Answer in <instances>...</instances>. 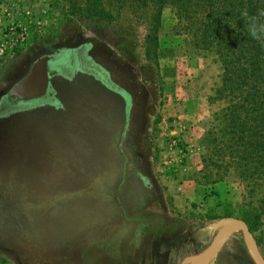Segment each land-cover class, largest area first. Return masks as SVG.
<instances>
[{
    "label": "rangeland",
    "instance_id": "374dc122",
    "mask_svg": "<svg viewBox=\"0 0 264 264\" xmlns=\"http://www.w3.org/2000/svg\"><path fill=\"white\" fill-rule=\"evenodd\" d=\"M102 5L111 19L100 23L67 17L62 0H0V43L8 46L13 28L25 36L0 53V95L39 54L88 44L128 96L123 134L125 102L116 96L103 99L97 121L84 129L79 114L68 121L73 109L67 119L45 107L0 121V128L28 121L9 135L11 155L0 156V264H179L229 218L247 220L264 260V156L228 147L225 101L214 93L217 58L192 46L168 7L152 43L142 0ZM54 83L62 100L66 87ZM84 156L97 158L71 174L75 184L47 185L62 174L58 167L69 175ZM207 264H253L241 232Z\"/></svg>",
    "mask_w": 264,
    "mask_h": 264
},
{
    "label": "trees",
    "instance_id": "16d2710c",
    "mask_svg": "<svg viewBox=\"0 0 264 264\" xmlns=\"http://www.w3.org/2000/svg\"><path fill=\"white\" fill-rule=\"evenodd\" d=\"M62 1L67 17H85L100 23L111 19V12L104 10L103 0ZM142 2L151 12V30L147 41L156 42L155 30L159 23L160 11L168 7L174 14L176 22L188 35L192 46L211 52L217 58L220 65V81L214 93L218 99L225 101L221 115L230 140L228 147L232 151L245 150L243 156H264V44L251 39L240 21L242 11L255 13L258 9L264 8V0H142ZM109 87L117 89L113 85ZM72 114L78 116V113ZM89 115L81 114L88 124L97 121L95 113ZM76 119L71 117L68 121L74 124ZM86 124L83 122L81 127L84 129L83 126ZM96 158L84 156L79 163L73 162L70 166L72 171H67L69 175H65L67 167H58L62 174L56 171L47 185H58L66 181H70L69 185L75 184L74 173L79 172V169L84 171L95 163ZM243 220L248 226L247 220Z\"/></svg>",
    "mask_w": 264,
    "mask_h": 264
},
{
    "label": "flooded vegetation",
    "instance_id": "af4514ba",
    "mask_svg": "<svg viewBox=\"0 0 264 264\" xmlns=\"http://www.w3.org/2000/svg\"><path fill=\"white\" fill-rule=\"evenodd\" d=\"M87 46L88 44L74 47L60 46L48 53L39 54L38 56L46 55L48 57L46 59L47 86L45 91L35 98L20 99L17 96L7 93L11 87L9 86L7 90L0 95V121L15 117L20 118L19 116L24 113L26 114L25 117H27V112L30 110L45 107H50L53 111L58 112L60 118L62 116L64 117L65 112H71L72 109L75 114L78 113L80 116L82 113L88 116H90V113L100 114L101 108L103 109V107H101L102 101L108 97L109 100L114 101L121 98L123 102H125L124 113L126 114L128 109V96L119 86L111 82L109 73L105 67L96 62L88 54ZM37 57H35L34 60ZM54 81L62 83L60 88L62 86L66 87L61 93V97H63L62 100H60V92L56 90ZM89 83L93 85L91 89L83 88L85 85L86 87L91 86ZM72 85L75 87H72ZM96 85H101L106 88L108 94L102 93L101 90L99 91L96 89ZM110 85L115 86L117 89H112V87H109ZM115 96L118 98H115ZM69 104H71L70 107L67 106ZM76 116L77 115H74L75 119ZM64 118L67 119L69 117L66 115ZM81 118H83L84 123H87V126L88 122L85 117L81 116ZM27 122L28 121L23 122V120H14L8 122V127L5 126V128H0V146L3 147L4 151L6 150L5 152L3 151L0 156L11 155L8 151L13 149L12 137L9 135H12V132L18 125L28 124ZM58 123L60 125L63 121H58ZM123 133L122 130V134ZM1 135H3V137H1Z\"/></svg>",
    "mask_w": 264,
    "mask_h": 264
},
{
    "label": "water",
    "instance_id": "95a60500",
    "mask_svg": "<svg viewBox=\"0 0 264 264\" xmlns=\"http://www.w3.org/2000/svg\"><path fill=\"white\" fill-rule=\"evenodd\" d=\"M58 49V48H57ZM46 55L38 56L29 66L28 70L11 85L9 95L20 99H29L40 96L47 86ZM128 113L125 115L123 132L127 129ZM216 237L197 254L184 257L179 264H207L212 260L226 239L232 232L239 230L245 249L253 264H264V260L258 252L256 243L249 232L246 223L239 218H229L220 227Z\"/></svg>",
    "mask_w": 264,
    "mask_h": 264
},
{
    "label": "clouds",
    "instance_id": "9594fccd",
    "mask_svg": "<svg viewBox=\"0 0 264 264\" xmlns=\"http://www.w3.org/2000/svg\"><path fill=\"white\" fill-rule=\"evenodd\" d=\"M246 34L253 40L264 44V8L258 9L255 13L244 10L240 13Z\"/></svg>",
    "mask_w": 264,
    "mask_h": 264
},
{
    "label": "built area",
    "instance_id": "2783aa9c",
    "mask_svg": "<svg viewBox=\"0 0 264 264\" xmlns=\"http://www.w3.org/2000/svg\"><path fill=\"white\" fill-rule=\"evenodd\" d=\"M10 30L11 31L7 32V36L11 38L10 43L8 44V46H5L4 44L0 43V53L6 52L7 50L10 52L13 46L20 45L25 38L24 33L22 31L18 32L15 28ZM172 143H174V141H172Z\"/></svg>",
    "mask_w": 264,
    "mask_h": 264
}]
</instances>
